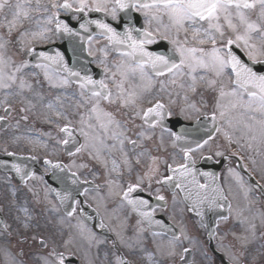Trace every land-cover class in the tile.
Wrapping results in <instances>:
<instances>
[{
	"label": "snow or ice",
	"instance_id": "snow-or-ice-1",
	"mask_svg": "<svg viewBox=\"0 0 264 264\" xmlns=\"http://www.w3.org/2000/svg\"><path fill=\"white\" fill-rule=\"evenodd\" d=\"M109 4L112 6L109 7ZM75 5V6H74ZM5 7H14L13 19L8 21L9 35L16 27L21 13L27 17L28 12L24 10V6L17 2L14 6L10 4V0H0V11H3ZM39 0H37L36 9L40 8ZM50 7L52 9L63 10L68 13H74L72 18L77 19L79 28L88 30V26L91 24L96 25L101 30V35H105L110 43L117 46V50L121 47L126 51L121 52V55L130 57L132 63L126 66L118 65V69L124 68L121 71V75L127 77L128 73H135L137 70L144 74L146 66H151V69L157 76H163L165 73H169L175 76L177 73L182 74L184 67L189 69L193 81V90L196 82L195 75H192L198 68L212 71L217 77H221L225 74H230V83L232 87L229 91L225 92L224 86L221 85L220 97L231 96L235 98V101L231 104V107L235 108L238 105L247 108L253 112H259L264 116V0H93L90 4L89 0H63V3H57L56 0H50ZM48 8L45 7L44 11ZM258 10V11H257ZM92 11L103 12L110 14L113 19L117 18L118 12H131L136 11L142 14L144 17L145 27L135 28L125 24L123 32H117V30L110 24L96 19L87 20V22H79V14L85 16ZM249 11H254L257 14V20H251L249 17ZM165 17L167 23H163ZM56 20V30L62 31L68 34L79 35L75 33L74 29L69 26V23L59 18V11L53 13L48 18L50 23L52 19ZM153 21L158 22V26L154 30H150ZM207 25L206 27L204 25ZM163 29V30H162ZM47 31V29H45ZM173 31L175 36L172 35ZM135 33V35H134ZM184 33L183 40L180 39V34ZM23 35V34H22ZM33 35H36L33 33ZM168 41L173 45L171 54L164 52L149 51L147 45L157 43L158 40ZM189 39L197 42L199 45H205L210 43L211 47L206 51L205 47L189 46ZM2 40V38H0ZM91 40V36H89ZM6 47L4 42H0V88L11 89L17 80H19V88L22 90L25 87H31L26 84L23 76L18 75L24 68L28 66L27 62H21L18 65H13L10 57L5 55L3 51ZM240 49L243 55L247 58L244 60L237 54L233 48ZM31 54L34 49H29ZM40 56L45 60L53 61L58 65L63 66L70 74V76L77 77L80 82L81 89H90L91 95L95 98V104L92 108L93 112L98 111L100 100H106L109 103H115L112 98V93L108 88V85L101 80H94L90 75L81 76L80 72L72 71L64 64L63 56L58 52L55 57L48 56L46 53H40ZM13 68L12 71H8L9 68ZM37 67H44V65H37ZM105 71H108L105 68ZM47 75V73H46ZM115 77V73H113ZM203 79V77H201ZM65 84L67 80L63 81ZM175 83V80L172 81ZM215 80L209 81L210 85H214ZM117 88L119 94L117 99L125 106L136 104V93L128 92L127 96L124 95L123 81H121ZM83 95V92H81ZM247 96V101L244 100V96ZM52 107V105H49ZM194 107V106H193ZM216 108L219 109V117L223 118L226 115L225 105H222L217 101ZM10 106L5 108V111H9ZM199 111V109H197ZM140 115L144 123L149 124L150 127H156L157 125L164 127V121L166 117L171 118L174 113L169 110L165 104L157 100L151 107L142 109L134 113ZM60 115V113H57ZM104 115L111 117V113H104ZM178 115L184 116L185 111L181 109ZM207 115V114H205ZM27 119V117H24ZM217 112L211 113V119L215 122L217 120ZM5 117H0V120H4ZM255 119V117H252ZM108 123H113V120L109 119ZM259 125V136L261 140H264V119L256 121ZM71 122L65 124L60 131L66 134V138L59 141L60 144L67 147L72 143L73 130L70 126ZM105 129L106 125H101ZM118 126V122H117ZM91 127V125H89ZM250 130H253L252 125H248ZM170 132L173 137V144L176 146L177 141H184L188 144V137L184 133L177 134L171 132L169 129H165ZM82 135L87 137V133L80 130ZM219 131V129H217ZM139 135L143 136L141 132ZM227 136V134H225ZM253 139L256 137L253 136ZM211 139V137H209ZM229 142L231 138L228 137ZM134 147L136 141L130 140ZM195 143L196 148L193 149L190 146L181 145L180 150L183 153L184 163L177 164L175 167L167 165L169 171L173 175H177L180 178L191 177L188 181L195 189H206L207 184H200L196 179L195 169L190 167V164H194L191 153L194 150H199L208 145L209 140H204L203 143L199 141H191ZM123 141H121V145ZM84 146L76 147L75 151L80 152ZM75 153L69 151L68 155H74ZM8 155H14V153H8ZM217 156H222L223 153L217 151ZM35 159V157H33ZM155 159V158H153ZM44 163L53 169H65L69 168L68 165H62L61 163H53L49 159H45ZM17 173L21 174V178L24 179L28 174L23 173L20 165L12 164L11 166ZM231 172L232 169H229ZM75 173L72 176L75 177ZM205 176H211V173H204ZM238 175V174H237ZM173 176H163L162 180H158L157 183H171ZM75 179L72 183H76ZM181 183H177L176 187H183ZM139 187V184H129L126 191L123 192V199L130 204L134 210L139 212L141 217L149 224H160V221H154L152 211H142L141 209L148 206V200L146 199H132L131 194ZM188 198L192 197V189H186ZM56 195L60 199L61 203L71 198V193L65 191L61 194L60 191H56ZM196 196L199 198V191L196 192ZM158 200H164V196H158ZM204 199H207L205 197ZM204 199H197L193 203V207L197 208V205L204 203ZM76 203H79L77 201ZM210 205L215 201H210ZM71 210L67 211L69 217L73 216L77 212V208L70 206ZM25 211H27L25 209ZM10 226L4 224V228L8 229ZM35 239V237H33ZM179 240L178 236L173 235L172 241ZM172 244V250L168 252L169 256H175V245ZM42 247L47 248L48 243L44 238L40 239ZM69 242H65L64 249L58 250L56 247H52L47 255L41 256V264H70L69 257L74 256L75 253L68 249ZM190 254L189 248H184L180 254V260L182 264H192V261L186 259V256ZM9 254L5 251V256ZM9 264H15L14 259L9 260ZM116 264H129V262L121 257L116 258Z\"/></svg>",
	"mask_w": 264,
	"mask_h": 264
},
{
	"label": "rangeland",
	"instance_id": "rangeland-1",
	"mask_svg": "<svg viewBox=\"0 0 264 264\" xmlns=\"http://www.w3.org/2000/svg\"><path fill=\"white\" fill-rule=\"evenodd\" d=\"M46 92L48 93L47 90H46ZM44 104H45V107L43 106L44 108H46V109H48V108H52V107H49V105H47L46 102L43 101V102H42V105H44ZM24 117H27V119H25ZM20 118H21L22 121H26V122H27V120H28L29 118H31V116L26 114V115L20 116Z\"/></svg>",
	"mask_w": 264,
	"mask_h": 264
}]
</instances>
